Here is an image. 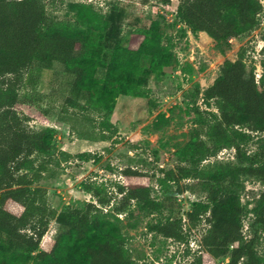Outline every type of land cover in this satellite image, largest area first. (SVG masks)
I'll list each match as a JSON object with an SVG mask.
<instances>
[{
	"label": "rangeland",
	"instance_id": "obj_1",
	"mask_svg": "<svg viewBox=\"0 0 264 264\" xmlns=\"http://www.w3.org/2000/svg\"><path fill=\"white\" fill-rule=\"evenodd\" d=\"M181 1L45 0L52 17L72 31L89 33L97 43L95 83H105L114 54L121 47H137L147 29L153 30L159 58L154 62L152 56L143 55L139 67L124 73L120 63L116 66V76L141 81L146 96L116 95L117 90L109 87L101 97L95 93L90 102L85 92L75 91V77L63 63L34 64L35 78L21 87L16 107L31 128L50 127L55 138L54 159L48 161L49 169L36 185L48 190L50 205L59 211L97 201L98 192L109 199L101 208L119 225L135 260L186 264L195 254L207 252L202 238L212 215L210 177L229 173L231 181L223 191L241 214L243 243L249 242L258 264H264V222L255 221L254 211L264 181L242 173L236 161L238 146L247 153L264 152V133L245 125H221L216 99L205 98V90L215 83L224 63L236 60L241 52H245L249 70L264 72V8L256 29L218 41L206 31L190 28L181 16ZM90 4L97 14L88 25H82L78 7ZM258 82L264 89L261 79ZM103 102L114 104L113 109L109 111L110 105ZM102 127L112 139H102ZM195 138L204 140L208 155L184 149ZM61 150L72 152V156L63 159ZM130 165L145 174L151 196L165 202L164 207L143 208L132 199L124 210L118 209L123 199L120 186L125 184L122 170ZM83 183L91 185V192ZM195 203L208 211L192 223L188 212ZM173 218L182 219L188 241L149 229L151 223ZM64 230V225L52 220L41 246L46 238H55ZM3 239L0 232V243ZM38 251L31 264L38 263ZM229 262V254L215 259V264Z\"/></svg>",
	"mask_w": 264,
	"mask_h": 264
},
{
	"label": "trees",
	"instance_id": "obj_2",
	"mask_svg": "<svg viewBox=\"0 0 264 264\" xmlns=\"http://www.w3.org/2000/svg\"><path fill=\"white\" fill-rule=\"evenodd\" d=\"M92 5L84 8L79 5L82 25H88L96 16ZM263 8L264 0H182L179 6L182 18L193 31H206L218 41H229L256 29ZM152 32L147 29L137 47L119 48L107 68L105 83L97 84L93 62L97 43L89 33L72 31L61 24L49 14L45 0H0V232L4 235L0 264H31L39 249L37 264H147L128 253L119 225L101 208L109 201L105 196L97 192V201L62 211L50 205L48 190L36 183L49 169L48 161L54 159L53 129L31 128L16 106L21 87L35 78L34 64L47 67L56 61L63 63L66 71L75 77V91L85 92L89 102L95 93L101 97L109 87L117 90L116 95L146 96L141 81L116 76V66L120 63L123 73L134 70L146 54L158 61L157 40ZM260 79L264 84V72L258 78L255 69H248L245 52L236 60L224 63L215 83L205 90L206 99L217 101L222 113L221 125H245L264 133V89L259 88ZM97 101L100 103L99 97ZM103 103L110 105L109 111L114 107ZM106 131L102 127V139H112ZM193 148L200 156L209 154L204 140L195 138L184 149ZM263 153L243 152L238 146L239 170L264 181ZM60 154L65 160L72 156L68 150H61ZM122 172L125 184L120 186L123 199L119 210H124L132 199L153 210L166 205L151 196L141 170L130 165ZM229 176L228 173L210 177L208 198L213 203L212 215L202 238L207 252L195 254L186 264H215L216 257L228 254L230 264H242L244 260L247 264H258L251 244L243 243L241 214L230 205L223 191L231 181ZM83 187L91 192V185L83 183ZM206 211L195 203L188 217L195 223ZM254 211L255 221L264 222V192ZM54 219L66 230L55 238H46L41 246ZM149 229L181 242L188 241L181 218L151 223Z\"/></svg>",
	"mask_w": 264,
	"mask_h": 264
},
{
	"label": "built area",
	"instance_id": "obj_3",
	"mask_svg": "<svg viewBox=\"0 0 264 264\" xmlns=\"http://www.w3.org/2000/svg\"><path fill=\"white\" fill-rule=\"evenodd\" d=\"M89 1H93V0H89ZM263 47H264V45H263ZM263 47H262V48H263ZM261 66H262V64H261ZM262 73H263V72H258V73H257L258 78H260V77L262 76Z\"/></svg>",
	"mask_w": 264,
	"mask_h": 264
}]
</instances>
